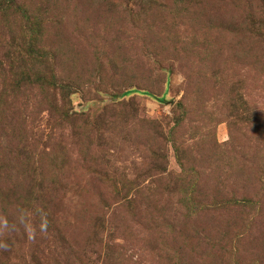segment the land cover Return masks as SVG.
Instances as JSON below:
<instances>
[{
  "label": "rangeland",
  "instance_id": "rangeland-1",
  "mask_svg": "<svg viewBox=\"0 0 264 264\" xmlns=\"http://www.w3.org/2000/svg\"><path fill=\"white\" fill-rule=\"evenodd\" d=\"M0 264H264V0H0Z\"/></svg>",
  "mask_w": 264,
  "mask_h": 264
}]
</instances>
